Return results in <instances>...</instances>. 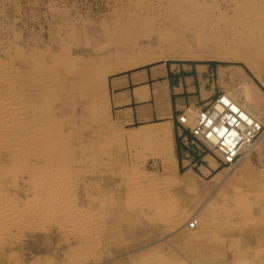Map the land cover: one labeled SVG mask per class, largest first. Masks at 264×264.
<instances>
[{
    "label": "bare ground",
    "instance_id": "obj_1",
    "mask_svg": "<svg viewBox=\"0 0 264 264\" xmlns=\"http://www.w3.org/2000/svg\"><path fill=\"white\" fill-rule=\"evenodd\" d=\"M195 1L158 0L155 11L143 13L142 9L151 7L150 0H130L127 6L122 7L121 10L112 11L106 18L87 21L95 27L69 28L68 31L62 32L56 48L34 49L27 54L15 52L17 53L15 57L19 60L18 65L12 63L14 58L4 59L0 62V86L4 87L9 97L18 94L20 109L18 113L22 114L19 118L15 116L16 118H10L7 121V125L11 127L10 130H7L6 127L5 130L0 131V147L6 149L10 158L9 165L5 164L0 167V179H10V185L17 188L19 186L17 181L20 177L23 183L28 184L27 193L31 194L26 198L24 197L25 201L18 206L6 192L0 190V252L4 251L11 242L18 240L17 238L24 229L42 230L47 228L46 225H54L58 230H61L62 234L72 237L74 243L70 244L69 259L75 264H81L86 260L88 253L98 251L105 235L114 232L116 227L110 228L111 226H118L124 220L127 222L138 221L140 227L143 225V220H149V222L165 220V222L163 221L165 226L167 225L169 228L176 226L175 228L181 231L183 236L185 235V239L188 241L192 239L191 242H194L202 252L206 248L204 255L195 248L197 257L203 259L205 256L204 258L210 259L216 256L217 250L209 249L208 244L218 246V244L223 243V240L219 237L209 236V234H213L210 227L215 223L214 219L218 217L212 203H208L206 208L197 216H191L188 215L185 207L174 205L168 199V202L161 201L160 197L154 195L156 193L150 184H146L148 187L146 186L141 192L136 189L133 190L127 185L123 197L120 198V202L123 200V209L126 215H123V212L115 214L113 224L108 225V227H106L108 223L105 213L94 210L88 205L86 208L79 207L80 209L75 207L74 200L66 196V193L76 189L77 185L73 183V178L79 174V171H82V168H73L72 165L88 156L85 153L84 155L80 153L77 157L72 154L71 134L62 131L60 128L61 121L55 117L54 111V104L60 100L61 95L65 92L74 91L81 98L91 99L90 111L91 114L95 115L99 100L105 96L104 80L110 71L114 68L125 69L141 65L160 58H193L201 53H206V57H215V53L219 56L227 55L233 59L243 60L259 74L261 66L264 65V0H231L232 14L227 15L225 12L220 14L224 16L222 21L225 25L228 24L227 26L231 27L233 24L232 36L228 44L220 39V34L210 37H198L196 35L194 39L181 36L182 33L177 30L179 27L176 25L179 23L178 18L188 14L189 11L199 13L213 9V4ZM227 16L230 19H226ZM68 39L72 40V43L78 41V46L73 51L69 48ZM19 80L24 83L27 81L30 89L25 91L24 88L23 90L21 88L18 93L17 84ZM225 95L230 97L227 93ZM28 109L31 116L34 117L33 121L23 119V115L28 113ZM15 119L18 124H14L16 123ZM261 140H264V132L252 145L245 149L241 158L234 164V169L236 166V169H240L239 173L232 177L229 174L223 177L227 181L223 186L229 188L230 191L226 194L219 191V194L224 195L223 201L229 200L233 205V210H239L242 216L246 217L248 211L251 210L250 202L252 201L250 199L264 203L263 182V187L253 193L246 192L242 187L245 180H251L254 184L259 183V178L252 174L250 168L245 169L247 167L245 164L249 160V153L253 149L259 148ZM106 167L110 175L114 174L115 171L112 167ZM168 167L164 168L166 170L164 177L167 181L174 178L171 177L172 170ZM117 171L121 174H127L123 167ZM150 182L151 180L148 181V183ZM252 195L253 197H251ZM93 197L97 198L100 205H103L106 199L110 200L112 196L111 194H97ZM101 207L98 208L102 211ZM118 210L119 207H116V212ZM132 211H137L138 216H140L135 218L130 216ZM226 214L231 215L232 213ZM188 217L190 219L187 221ZM191 221L194 222L193 226L190 225ZM254 223L256 224V222ZM134 232L135 230L131 228L129 236H132ZM120 235L123 234L120 233ZM188 235L191 238H186ZM240 238H229L225 242L226 250H228L233 264L240 261L241 253H238L240 247L235 244V242L240 241ZM164 254L161 253L157 256L141 255L140 261H134V264H182L169 260L168 256L166 257ZM14 256L13 252L6 256L8 263H12ZM46 262L35 261L34 264H47ZM203 262L200 263L204 264ZM254 262L246 260L243 263L256 264Z\"/></svg>",
    "mask_w": 264,
    "mask_h": 264
},
{
    "label": "rangeland",
    "instance_id": "obj_2",
    "mask_svg": "<svg viewBox=\"0 0 264 264\" xmlns=\"http://www.w3.org/2000/svg\"><path fill=\"white\" fill-rule=\"evenodd\" d=\"M129 1L130 0H0V62L4 61V59L9 60L14 58L15 60L13 59L12 63L18 65L19 60L15 55L19 52L27 54L34 49L46 50L48 47L56 48L58 47L57 43L59 42V37L63 34L62 32L68 31L69 28L76 29L80 27L81 29L83 26L92 28L94 25L87 22L88 20L97 21L101 18H106L112 11L116 9L121 10L122 7L127 6ZM157 1L158 0H150L151 7H146L141 11H143V13L155 11L157 9ZM195 2L213 4V9H211V11H201L199 13L189 11L188 14L178 18L179 23L176 25L179 27L177 30L182 33L181 36L187 39H194L196 35H198V37H210L220 34V39H223L226 44L230 43L233 24L231 27L227 26L228 24L225 25L222 21L224 16L221 15L223 12L227 15L232 14V1L196 0ZM135 10L137 11L138 9ZM226 19L230 18L227 16ZM231 20L233 19L231 18ZM68 40L69 48L73 51L74 48L78 46V41H73L72 43V40ZM214 55L215 57H206V53H201L193 58H160L125 69L114 68V70L110 71L105 76L104 80L105 96L102 100H106V104H104V101L102 102V100H99L97 104V113L95 115L91 114L92 112L90 111L91 99L81 98L79 94L74 91L65 92L61 95L60 100L55 102V117L61 121L60 128L63 132L71 134L70 143L72 154L77 157L80 153H83V155L85 153V155L88 156L86 158L83 157L80 162H75L72 165L73 168H82V171H79V174L73 178V183L77 185L76 189H72V191L70 190L66 193V196L74 200L73 203L75 207L86 208L88 205V207L90 206L94 210L105 213L107 215L106 222L108 223L106 227H108V225L113 224L115 214L123 212V215H126L123 209V200L120 202V198L123 197L126 186L128 185L133 190L136 189L141 192L150 184L152 185L151 188H153L156 193L154 195L158 198L160 197L159 199H161V201H172L174 205L185 207L184 209H187L188 215L191 216H197L199 212L206 208L208 203H212L215 206L213 207L218 217L216 218L217 220L214 219L215 223L210 227L213 234H209V236L219 237L223 240V243L218 244V246L211 243L208 244L209 249L217 250L214 258L206 259L204 256L203 259H200L194 251L195 248L199 250L200 248L196 246L194 242H191L192 239L189 241L185 239V235L183 236L181 231L175 228L176 226L169 228V226L166 225V228L165 224H163L165 220H153L154 222L143 220V225L141 227L138 226L140 225L138 221L127 222V220H124L123 223L118 226L110 227H116L117 229L114 228L115 230L113 229L114 232H112V234L105 235V239H102L98 251L88 253L84 261L85 263L82 262L83 264H134V261H140L141 253H144L142 256H157L161 253H165L164 255L166 257L168 256L167 258H169V260L182 264H199L200 262L202 263V261H204V264H231L233 261L228 250H226L225 242L229 238L238 237H241L240 241L235 242V244L240 247V252L238 251V253H241V257L239 258V263L236 264H242L246 260L255 261L256 264H264V203L262 202V205L261 202H255L253 201L254 199H250L252 201L250 202L251 210L248 211L249 213H247L248 216L246 217L242 216L239 210L234 211L230 201H223L224 195L219 194V191L224 194L230 191L229 188L223 186L227 183L226 179L223 177L228 174L232 177L234 174L239 173L240 169H236L237 166L234 169V166L229 167L220 164L217 168L209 172H199L197 169L192 171L178 170L176 165L171 166L169 163L166 165L159 164L157 167L154 162L139 163L127 160L133 157V154L132 152L127 153L126 149L120 145V131L109 114L106 96L107 77L121 71L159 62L199 65L210 63L224 68L232 66L238 69L242 68L246 71L249 81L253 80L264 95V65L261 66L262 69L260 68V73L258 74L243 60L233 59L227 55L219 56L215 53ZM17 87L18 93L21 88L22 90L24 88L25 91L30 89L28 82L25 81L24 83L21 80H19ZM242 89H244V87ZM227 94L236 101L231 94ZM18 112H20L18 94L9 97L4 87L0 86V131L5 130L4 128L6 127L7 130L11 129V127L7 125V121L10 118L14 119L13 117L15 116L18 118L21 117L20 115L22 114ZM27 112L29 114H24L23 119L33 121L34 117L31 116L29 109ZM15 121L16 123L14 124H18L16 119ZM92 154L96 155L90 156ZM248 157L249 160L245 164V166H247L245 169L250 168L249 170H252V174L259 178V183L254 184L251 180H245L243 181L242 187L246 192L253 193L264 185V146L261 150L258 147L253 149ZM5 164H10L9 154L5 148L0 147V167ZM106 166H109V168L112 167L113 171H115L113 172L114 174L110 175ZM166 166H169L168 168L172 170L171 177H174L168 181L164 177V172L166 171L164 168ZM121 167L126 169L127 174H121L117 171ZM174 179L175 181H173ZM149 180H151L150 183H148ZM1 182L3 184H0V190L6 192L18 206L25 201L28 195H31L27 193L29 190L28 184L23 183L20 177L17 181L19 185L17 188L10 185L11 181L8 178L0 179V183ZM97 194H111L112 197L110 200L107 198L106 202L100 205L97 198H92V196H96ZM251 197H253V195ZM97 205L98 207L102 206V211ZM116 207H119V212H116ZM261 208L262 210H260ZM230 212L232 213L231 215L226 214ZM130 216L135 218L140 215L138 216L137 211H132ZM189 217L187 221L190 219ZM254 222H256V224ZM132 224L133 227H131ZM46 227V229L32 231L24 229L21 233L24 234H20L19 238H17L18 240L11 242L4 251L0 252V264H34L35 261H47V264H75L69 259L68 255L70 253V244L74 243L72 237L64 233L63 235L61 230H58L54 225H46ZM131 228H133L135 232L132 236H129ZM120 233L123 235H120ZM186 238L191 237L188 235ZM205 250L206 248H204L203 252L200 250L203 255ZM11 252L15 254L14 260L12 263H8L6 256Z\"/></svg>",
    "mask_w": 264,
    "mask_h": 264
},
{
    "label": "crops",
    "instance_id": "obj_3",
    "mask_svg": "<svg viewBox=\"0 0 264 264\" xmlns=\"http://www.w3.org/2000/svg\"><path fill=\"white\" fill-rule=\"evenodd\" d=\"M221 93L231 94L264 122L262 90L242 68L159 62L106 79L110 118L120 131V145L133 154L127 160L154 162L157 167L169 163L182 171L209 172L220 165L214 154L192 151L191 137L177 116L186 107L205 106ZM260 144L261 150L264 140Z\"/></svg>",
    "mask_w": 264,
    "mask_h": 264
},
{
    "label": "built area",
    "instance_id": "obj_4",
    "mask_svg": "<svg viewBox=\"0 0 264 264\" xmlns=\"http://www.w3.org/2000/svg\"><path fill=\"white\" fill-rule=\"evenodd\" d=\"M177 121L188 130L192 151L212 153L220 164L232 167L245 149L264 132V122L232 98L219 94L203 107L182 110ZM183 138L187 136L182 135ZM191 221L190 225L193 226Z\"/></svg>",
    "mask_w": 264,
    "mask_h": 264
}]
</instances>
